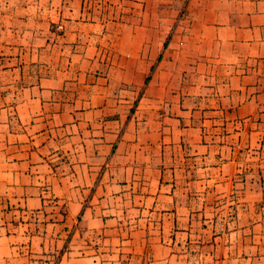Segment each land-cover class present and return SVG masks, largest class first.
<instances>
[{"label":"crops","instance_id":"crops-1","mask_svg":"<svg viewBox=\"0 0 264 264\" xmlns=\"http://www.w3.org/2000/svg\"><path fill=\"white\" fill-rule=\"evenodd\" d=\"M0 264H264V0H0Z\"/></svg>","mask_w":264,"mask_h":264},{"label":"built area","instance_id":"built-area-1","mask_svg":"<svg viewBox=\"0 0 264 264\" xmlns=\"http://www.w3.org/2000/svg\"><path fill=\"white\" fill-rule=\"evenodd\" d=\"M57 29L59 31H63L64 30V26L62 24H60V25L57 26Z\"/></svg>","mask_w":264,"mask_h":264}]
</instances>
